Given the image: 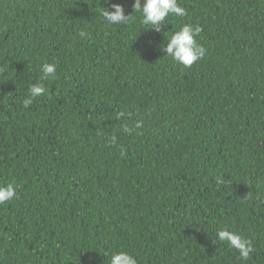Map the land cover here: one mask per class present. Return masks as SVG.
<instances>
[{
  "label": "trees",
  "instance_id": "trees-1",
  "mask_svg": "<svg viewBox=\"0 0 264 264\" xmlns=\"http://www.w3.org/2000/svg\"><path fill=\"white\" fill-rule=\"evenodd\" d=\"M114 2L127 24L103 0H0V184L17 193L0 264H264V0H178L159 33ZM184 24L206 49L191 67L160 48ZM220 227L251 239L248 260Z\"/></svg>",
  "mask_w": 264,
  "mask_h": 264
},
{
  "label": "clouds",
  "instance_id": "clouds-1",
  "mask_svg": "<svg viewBox=\"0 0 264 264\" xmlns=\"http://www.w3.org/2000/svg\"><path fill=\"white\" fill-rule=\"evenodd\" d=\"M103 3L104 6L100 7V11L104 20L109 24H127L131 19L130 14H125V6L123 4L114 2V0H103ZM132 9L133 12L135 11L141 14V23L147 26L144 29H151L158 33L162 31L164 25H167L166 19L170 14L179 17L186 15V10L178 4V0H134ZM201 31L202 28L199 25L184 24L178 30L174 31L160 45V48L165 53V56L171 57L175 62L185 67H191L196 61L202 59L206 53V49L197 41V37ZM78 35L85 39L89 37V33L83 29L78 32ZM40 71L41 81L55 79L56 77V65L54 63L44 62L41 65ZM45 90L43 83L31 84L28 88V95L23 100V104L25 106L31 105L35 98L44 95ZM126 116L127 114L121 110L116 113L115 118L121 120ZM143 126L144 120L136 119L130 125L124 123L122 129L124 133L131 134L138 132ZM114 140L115 138H113ZM217 183H223V180L218 177ZM16 195V187L14 184H0V205L12 201ZM216 241L226 242L230 249H234L239 253V258L242 260H248L255 251L251 239L227 227L217 229ZM108 259L109 264H138L137 259L132 254L123 250L110 252Z\"/></svg>",
  "mask_w": 264,
  "mask_h": 264
}]
</instances>
